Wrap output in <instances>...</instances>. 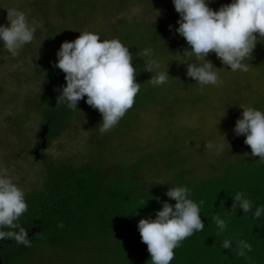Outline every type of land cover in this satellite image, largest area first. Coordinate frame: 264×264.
<instances>
[{
    "label": "trees",
    "instance_id": "16d2710c",
    "mask_svg": "<svg viewBox=\"0 0 264 264\" xmlns=\"http://www.w3.org/2000/svg\"><path fill=\"white\" fill-rule=\"evenodd\" d=\"M231 2L211 0L209 7L219 10ZM134 6H141V16L126 17ZM17 11L35 32L15 57L0 42V173L25 193L28 211L17 223L28 231L31 247L0 240L3 264H151L137 225L155 218L160 201L174 205L166 192L177 186H186L200 205L205 228L181 242L171 264H264V215H253L264 208V162L233 131L242 107L264 111L259 34L244 61L247 71L233 72L210 53L218 82L201 86L186 75L189 45L175 31L180 16L172 0H0V25L10 26L8 12ZM79 31L119 39L134 57L140 91L106 133L98 130L102 115L86 97L77 110L58 105L66 74L53 64L62 43L74 41ZM144 49L151 55L142 59L138 52ZM153 59L169 72L164 85L148 82L153 74L145 63ZM23 84L35 89L23 95ZM150 116L168 134L160 147L146 138L139 144L137 131ZM45 125L47 146L37 156ZM121 136L131 140L128 147L119 145ZM55 145L56 157L49 152ZM104 146L109 154L100 157ZM237 193L250 202L249 213L235 204ZM214 214L227 223L222 233ZM34 228L40 229L35 235ZM225 239L231 248L221 246Z\"/></svg>",
    "mask_w": 264,
    "mask_h": 264
},
{
    "label": "clouds",
    "instance_id": "9594fccd",
    "mask_svg": "<svg viewBox=\"0 0 264 264\" xmlns=\"http://www.w3.org/2000/svg\"><path fill=\"white\" fill-rule=\"evenodd\" d=\"M172 2L180 16L175 31L189 45L183 55L189 58L183 63L187 65V77L201 86L217 84L214 65L207 60L210 53H215L233 72L248 70L244 61L252 55L258 42L255 34L264 40V0H232L219 10L209 7L211 0ZM8 13L10 26L0 25V42L15 57L22 46L33 41L35 29L29 26L23 12ZM80 33L74 41L63 42L56 54L53 66L66 74V86H61L58 105L64 103L68 109L77 110L79 102L86 97V104L102 115L98 130L106 133L132 108L140 91L137 69L132 63L134 57L119 39H101L91 31ZM138 55L142 59L149 57L151 50L144 49ZM193 56L197 61L203 57L206 62L201 65L192 61ZM145 69L153 74L148 82L154 87L164 85L170 76L168 71L160 70V64L154 59L145 63ZM242 108V116L233 131L236 136L244 135L251 155L264 162V111ZM166 196L176 203L160 201L162 209L156 212L155 218L140 219L137 225L141 241L151 255V264H171L181 242L205 228L200 205L189 198L186 186L171 187ZM234 200L245 214L251 211L250 202L239 193ZM28 207L23 190L0 173V240L8 238L31 247L28 231L17 223ZM253 215L259 219L264 215V208H257ZM212 220L221 233L227 228L226 221L218 214H214ZM5 228L7 230H3ZM221 246L229 249L232 242L225 239Z\"/></svg>",
    "mask_w": 264,
    "mask_h": 264
},
{
    "label": "rangeland",
    "instance_id": "374dc122",
    "mask_svg": "<svg viewBox=\"0 0 264 264\" xmlns=\"http://www.w3.org/2000/svg\"><path fill=\"white\" fill-rule=\"evenodd\" d=\"M142 13H143V9L141 8V6H134L133 8H131L130 10H128V13L126 14V17L128 15L129 18H134V17L141 16ZM31 89H35V88H33L32 85H25V84H23L22 89L19 92L22 93L23 95H26L27 93H30ZM12 93H14L13 90H12L11 94ZM215 99H216V96H215ZM145 123H146V125L145 126L143 125L144 128H141V129H139L137 131V132H140L139 133L140 135L135 132V136H136V134H138L139 144H141L143 142V141L141 142V139L146 138L145 140H147L146 141L147 143H149L152 140L155 143V144L153 143V146L158 147L160 145V143H163L161 140H163L164 137L168 136V134L166 135L165 130H161L160 131V130L157 129L156 126L158 124H157V122H155L154 116H150L149 119H147L145 121ZM151 127H154L155 129L154 128H151ZM167 132H169V131H167ZM142 133L144 135H141ZM3 136L4 137H3L2 140L5 142V144H10V142L8 141V139L10 138V136H7L6 134H4ZM120 140H121V142H120L119 145L122 146V147H128L131 144V140L129 138H126V137L121 136L120 137ZM164 142H167L165 138H164ZM214 142H216V141L212 140L211 143H210V145L213 146L215 144ZM145 143H143V144H145ZM104 148H105V150H103L102 153L99 152V153H101V156L100 157H102V155L105 157V154H109V149H106V146H104ZM95 151H97V150H95ZM49 152H51L55 157L58 156V155H60V153L58 152L57 145H55L51 149H49ZM28 164H26L24 166L25 169H28V167H27ZM0 168H2V164H0ZM29 168H30V166H29ZM1 173H3V171Z\"/></svg>",
    "mask_w": 264,
    "mask_h": 264
},
{
    "label": "water",
    "instance_id": "95a60500",
    "mask_svg": "<svg viewBox=\"0 0 264 264\" xmlns=\"http://www.w3.org/2000/svg\"><path fill=\"white\" fill-rule=\"evenodd\" d=\"M48 132H49V127H48V125H45L44 128H43V130L41 131V138H42L43 142H42L41 146L38 148V150L36 151L37 156H40V150H41V148H44V147L47 146L46 136H47ZM39 231H40V229H35L34 228L32 234L35 235ZM0 264H3V262H2L1 259H0Z\"/></svg>",
    "mask_w": 264,
    "mask_h": 264
}]
</instances>
